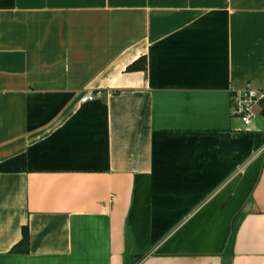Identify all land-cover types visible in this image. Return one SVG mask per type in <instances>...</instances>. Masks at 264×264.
<instances>
[{"label":"crops","instance_id":"1","mask_svg":"<svg viewBox=\"0 0 264 264\" xmlns=\"http://www.w3.org/2000/svg\"><path fill=\"white\" fill-rule=\"evenodd\" d=\"M247 84L264 0H0V264H264Z\"/></svg>","mask_w":264,"mask_h":264},{"label":"built area","instance_id":"2","mask_svg":"<svg viewBox=\"0 0 264 264\" xmlns=\"http://www.w3.org/2000/svg\"><path fill=\"white\" fill-rule=\"evenodd\" d=\"M231 113L238 116L242 123L249 126L257 111L264 114V88H256L250 84L243 88L231 89ZM94 99L93 93H87L82 96L81 101H90Z\"/></svg>","mask_w":264,"mask_h":264},{"label":"trees","instance_id":"3","mask_svg":"<svg viewBox=\"0 0 264 264\" xmlns=\"http://www.w3.org/2000/svg\"><path fill=\"white\" fill-rule=\"evenodd\" d=\"M146 60L144 56L139 57L138 59L131 62L127 65L126 70L135 71V70H144L145 69ZM29 246V233L27 228H24L23 236L21 240L18 242L16 246L12 249L13 252H27Z\"/></svg>","mask_w":264,"mask_h":264}]
</instances>
